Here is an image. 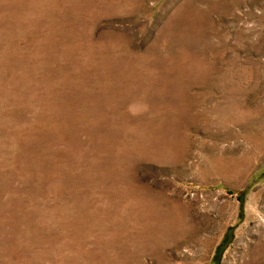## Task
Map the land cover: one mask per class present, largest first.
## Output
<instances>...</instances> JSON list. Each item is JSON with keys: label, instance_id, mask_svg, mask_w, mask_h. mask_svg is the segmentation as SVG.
<instances>
[{"label": "rangeland", "instance_id": "374dc122", "mask_svg": "<svg viewBox=\"0 0 264 264\" xmlns=\"http://www.w3.org/2000/svg\"><path fill=\"white\" fill-rule=\"evenodd\" d=\"M0 264H264V0H0Z\"/></svg>", "mask_w": 264, "mask_h": 264}]
</instances>
